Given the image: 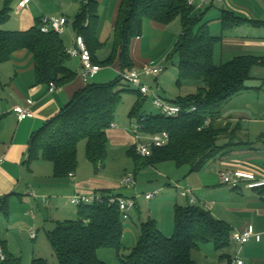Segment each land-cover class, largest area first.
Masks as SVG:
<instances>
[{
	"label": "trees",
	"instance_id": "trees-1",
	"mask_svg": "<svg viewBox=\"0 0 264 264\" xmlns=\"http://www.w3.org/2000/svg\"><path fill=\"white\" fill-rule=\"evenodd\" d=\"M12 2L5 0L0 10V25L10 19ZM188 2L121 0L112 53L100 61L97 56L102 46L97 36L99 2L82 0L72 27L76 34L84 38L94 64L102 67L117 63L121 71L133 68L131 45L135 38L142 36L144 21L148 19L168 25L181 17L182 31L171 52L179 55L178 83L202 80L203 86L196 93L173 100L181 106L182 113L176 118H169L162 114H144L142 106L146 96L139 90L121 88L123 80L120 76L107 83L88 81L32 135L29 164L36 159L49 161L53 164L56 178H67L77 169L78 145L85 140L87 158L97 170L102 168L108 155V130L115 122L124 92L137 95L130 118L141 123L142 133L167 131L170 135V142L166 146L152 148L150 156L138 155L135 144L130 148L135 177L142 169L165 161H173L178 167L188 165L190 173L198 172L209 163L223 160L232 151L235 130L231 129V121L225 118L223 112L235 97L249 88L253 68L260 64V58L238 55L216 64L215 49L223 36L212 34L208 23L197 27L201 18L193 15L194 6ZM220 20L223 30L247 22L260 23L229 10H223ZM40 23L41 17L28 30L0 29V64L10 60L16 51L27 49L33 55L39 82L64 85L76 75L67 66L70 56L65 51V41L55 32L43 33ZM193 107L195 110L191 111ZM222 139L226 141L222 143ZM99 193L104 196L103 202L79 205L78 219L57 221L55 228L48 232L57 264H108L99 256L102 249L115 250L123 264H198L192 253L201 244L213 243L216 250L231 245L233 228L228 222L215 217L201 205H175L174 231L170 237L159 229L155 220L149 219L142 223L138 241L131 252L121 258L120 252L125 248V219L119 206L109 203V196L114 194L108 189ZM7 197H4L5 202L0 207L2 211L6 210ZM220 257L225 258L226 254ZM0 264H21V260L7 255V259ZM32 264L49 263L43 258H34Z\"/></svg>",
	"mask_w": 264,
	"mask_h": 264
},
{
	"label": "crops",
	"instance_id": "crops-1",
	"mask_svg": "<svg viewBox=\"0 0 264 264\" xmlns=\"http://www.w3.org/2000/svg\"><path fill=\"white\" fill-rule=\"evenodd\" d=\"M97 1L99 2L100 14L97 36L102 42V48L105 45L103 34H105L106 27L115 34V24L121 0ZM211 1L210 5L212 6L214 0ZM17 2L18 0L14 4L12 3L15 7L14 11L18 15L25 13L19 20L20 28L22 30H28L36 24L38 17L34 18L29 14L31 5L23 10H18L16 8ZM232 3L236 8L245 12L244 18L258 20L260 23L253 24L247 22L243 25L230 28L222 33L224 35L220 43L222 46H228L229 56L230 54H233L234 57L238 55H254L260 58V64L253 68L252 78L248 84L249 88L231 101L232 106L233 103H236V110H232V113L229 115L231 121L230 127L232 130H235V142L232 146V151L223 160L215 164L221 166L219 173L223 170L243 168L254 171L258 176L264 177V0H232ZM44 15L46 14L42 13L39 18ZM238 16L242 17V15ZM147 21H150L151 24H147ZM143 27L144 32L142 36L135 38L131 45V56L135 64L133 68L153 62L144 49L146 46V38L163 37L167 26L146 19ZM71 29L74 31L73 28ZM65 35L66 38L62 35L65 41V47L70 46L72 44V38L69 33ZM101 48L98 50L97 56L100 61H103L111 55L113 47L110 54L105 57L99 56ZM171 49L170 47L167 48L162 56L163 60L167 59ZM70 59L76 62L73 63L69 61ZM69 60L67 61V66L76 73L75 77L72 81L64 85L54 83V90H51L50 83L39 82L37 80L34 58L32 53L27 49L16 51L10 60L0 64V157L2 158L0 161V207L5 202L4 197L8 196L5 206L6 210L2 211L0 209V248H2L6 256L11 255L12 250H14L11 239L12 230L14 233V229L23 228L29 219L32 221L28 227L30 236L33 240L37 238V232L35 230L37 228L38 211L40 215H45L46 219L43 221L48 220L47 214H44V209L48 213L50 208H52V210L59 211V215L62 212V216L68 212L72 215V211H68L67 204H65L66 206H61L63 209L59 210L58 207L60 201L66 198L67 194L72 195L77 191H90L94 189L96 192H99L107 188L98 187L100 185L95 187H93L94 185H88L92 180L81 177L80 175L78 176L77 171L73 172L74 175L72 177L56 178L53 175V166L52 168L51 166H46L43 162L46 160L43 159H36L30 164L28 162L29 145L32 135L47 120L55 116L69 102L72 95L88 82L84 81L81 76L82 64L80 58L70 57ZM68 62L72 65L75 64L76 67H71V64L69 65ZM110 66L117 72L121 71L117 63ZM98 74L99 72L91 79L96 78ZM160 75L155 78L157 82ZM91 79L89 81L92 82ZM29 100L31 103L28 102ZM16 106L29 107L33 112V116L19 119L17 113L14 111ZM113 124L115 126L111 127L116 138L120 141L127 138L124 132L117 129V124ZM132 136L131 140L133 139V143L131 145L133 146L136 142L134 135ZM213 164L209 163L208 165L211 166ZM208 165L204 168L208 167ZM41 167H47L49 172L50 170L52 171L50 173L52 175L46 176L48 174H41ZM202 170L190 173L187 178L195 184L196 181L192 177L197 174L200 175L199 173ZM204 175L203 177L199 176L198 180L205 182L207 174ZM222 184L225 187L221 188L223 189L222 194L227 199L221 201L219 205L214 204L213 206L211 204L209 210L215 217L223 219L231 225L233 228L232 234L236 231H242L248 226H251L256 233L260 234L261 239L259 241L252 238V242L247 244L248 246L246 244H240V252L249 256V259H253L254 264L264 262V188L253 190V192L250 191L249 194H246V191L248 192L252 189L242 187L235 189L224 184L222 181L218 188ZM191 186L193 185L191 184ZM203 186L202 189L199 187L198 189L195 188V190H192L193 196L195 195L194 191H203V189L208 187L207 185ZM68 190L70 191L69 193ZM235 194H241L247 200L244 202L236 200L238 196H235ZM155 196L153 198L157 197ZM188 203L190 204L189 199ZM241 211L247 213V217H237V213ZM57 221L60 220L55 219L53 224L55 225ZM32 232L36 233L34 238L31 235ZM162 232H167L168 235L171 234L173 232L172 226L169 225L168 229H164ZM236 258H240L243 260V264H246L241 254H236ZM235 259L231 255L226 254L225 258H219V262L221 264H236L234 263Z\"/></svg>",
	"mask_w": 264,
	"mask_h": 264
},
{
	"label": "rangeland",
	"instance_id": "rangeland-1",
	"mask_svg": "<svg viewBox=\"0 0 264 264\" xmlns=\"http://www.w3.org/2000/svg\"><path fill=\"white\" fill-rule=\"evenodd\" d=\"M16 2V0H13ZM194 13L195 17H200L197 27L204 23H209L210 31L214 35H222V33L226 30H223L221 24V16L223 10H229L234 12L236 15H242L245 17V12L241 11L239 8L232 3V0H223L220 2L219 0H214V4L211 6L210 4H206L202 9L198 8V4L200 0H194ZM5 0H0V10L3 7ZM14 2H12L14 4ZM12 4L11 17L10 19L3 25H0V29L2 30H22L20 28V18L24 16L18 15L14 11V6ZM82 4V0H36L31 3V11L30 15L32 17H38L45 13L46 15H61L64 14L68 17L70 21V28L72 27L73 20L77 13L80 10V6ZM45 5V6H43ZM244 15V16H243ZM42 17V16H41ZM107 24V23H106ZM147 24H151L150 21H147ZM146 24V25H147ZM208 25V26H209ZM108 26V25H107ZM165 33L161 38H146V46L144 47L145 51L148 53V56L153 60L154 63H161L164 66V70L158 78V82L154 78H150L146 80V84L152 88L150 94L145 97L144 104L142 106V112L144 114H161V111L158 107L154 106L152 103V99L155 95H159L167 100H176L179 97H184L186 95L196 93L199 87L203 86L202 80H186L183 83H178L179 76V55L176 52H172L171 47L174 45L176 40H178L181 31H182V18L177 17L171 23L166 25ZM144 32V27H143ZM68 34V33H66ZM224 35V34H223ZM222 35V36H223ZM65 38L66 35L64 34ZM105 45L101 48L99 52L100 57L108 56L111 52V49L114 45L115 34L110 31L107 27L105 30V34H103ZM224 46V47H223ZM221 45L218 43L215 49V63L220 64L234 58L233 54L229 56L228 46ZM170 47L169 55L167 59H162V56L166 52L167 48ZM167 54V55H168ZM75 63L76 61L70 59ZM70 65L71 63L68 62ZM71 67L75 68V64ZM120 76V73L115 71L110 65L101 67L99 74L96 78L91 79L92 82H100L107 83L115 80ZM249 84V82H248ZM121 88H131L137 90L135 86H130L125 81H122ZM137 101V95L134 93L124 92L122 95V102L117 109L115 122L117 124V129L124 132L127 138L123 140H118L112 131L111 127L108 132V155L104 162V166L99 167L98 170L95 168L93 163L89 161L86 155V141L83 140L78 145V165H77V173L78 176L86 177L91 179L88 185H94L98 187H107L108 191L115 196L121 195L122 197L127 198H135L137 202V207L134 208L130 214L128 219L124 220V250L120 252V257L124 258L128 255L132 248L136 245L142 223L146 222L149 219L155 220L157 226L161 231L164 229H168L169 225L172 226L174 231V207L175 205L185 206L188 205V199L181 195V191L183 188H190L191 190L198 189L203 185H207L208 189H203V191L196 190L194 191L197 204L201 205L207 209H210V205L217 204L219 205L221 201L227 199L223 194L220 181V173L219 169L221 166L219 165H208V167L204 168L200 175H194L192 178L195 180V184L187 178L190 174V167L188 165H184L178 167L173 161H165L161 162L155 166H150L145 169H142L137 176L135 177L134 169V158L129 154L130 148H132L133 139L131 140V136L134 135L132 128L138 126L137 119L130 118V112ZM232 110H236V103L230 102L228 106L225 108L223 114L225 118L230 119V113ZM133 137V136H132ZM135 138V135H134ZM225 140L222 139L221 142ZM135 142H138L135 138ZM144 142H149L148 139L144 138ZM46 166H53V164L49 161H43ZM41 174H48L46 176L52 175V171L47 170V167H41ZM75 171V172H76ZM126 174H132L135 178V185L132 186H122V178ZM202 174V175H201ZM207 174L206 181L198 180L199 176H205ZM205 183V184H204ZM191 184L193 186H191ZM36 185V184H35ZM178 185V186H177ZM190 185V187H189ZM204 187V186H203ZM70 190V189H69ZM68 190V193L70 192ZM157 192V197L153 199H146L145 195L152 192ZM253 192V190L246 191V194ZM94 190H82L77 191L74 194H67L66 198L62 199L59 203V210L63 209L65 204H67L68 211H72L71 213H65L63 216V212L59 215V211L52 210L50 208L49 213L46 209H44V214L46 213L48 216V220L45 215H40L38 211V219L36 221V232L37 238L32 239L30 233L28 231L29 225H31L32 221L29 219L26 226L23 228L12 230V243L13 249L11 255L15 258H19L21 260V264H32L34 257L43 258L49 264H57L58 259L56 254L50 244L48 238V232L55 228L53 221L55 219H59L60 221L64 220H75L78 219V206L73 205L70 202V197L75 194H88L94 195ZM236 200L246 201L247 199L241 194H235ZM250 200V199H249ZM202 201V202H201ZM66 206V205H65ZM237 217H247V213L243 211L237 213ZM54 219V220H53ZM163 229V230H162ZM166 236L170 237L171 234H167L164 232ZM252 240V239H251ZM246 243L250 244L252 241ZM244 247V246H243ZM241 251L240 243L232 239V244L222 250H216L214 248L213 243H204L200 245L199 249L193 250V258L197 261L198 264H221L219 262V258L223 254H229L234 259L236 254H241L245 259L246 264H254L253 259H249V256H246ZM99 256L106 260L109 264H123L119 259L117 253L113 249H102L99 251ZM0 259V263H1Z\"/></svg>",
	"mask_w": 264,
	"mask_h": 264
},
{
	"label": "built area",
	"instance_id": "built-area-1",
	"mask_svg": "<svg viewBox=\"0 0 264 264\" xmlns=\"http://www.w3.org/2000/svg\"><path fill=\"white\" fill-rule=\"evenodd\" d=\"M36 0H18L16 8L18 10H23L28 8L32 2ZM222 2L223 0H219ZM211 0H200L198 8L202 9L206 4H210ZM189 5H193L195 1L189 0ZM40 30L43 33L55 32L60 36L69 33L72 38V44L65 47L66 53L70 57H78L81 60L82 71L81 76L84 81H89L93 78L100 70V66L96 65L92 61L91 52L81 35L76 34L69 24V20L66 16H54V15H44L41 17ZM164 70V66L161 63L149 62L145 63L141 67H135L131 69H126L120 71V77L123 81L128 83L130 86H135L144 96H148L152 90L150 86L146 84V80L150 78H157ZM51 90L55 89L54 82H50ZM31 103V101H28ZM154 106L158 107L161 111V114L165 117L176 118L182 113V108L179 104L169 101L159 95H155L152 99ZM195 107L191 109L194 111ZM14 111L17 113L19 119H25L27 117L33 116V112L29 107L16 106ZM144 120V118H142ZM205 123L208 124L209 120L206 119ZM112 127L115 124H111ZM142 125L138 123L137 127H133L132 131L135 135V138L138 142L135 143L136 153L140 156L146 157L150 156L152 153V148L154 147H163L170 142V135L167 131H163L157 134L144 135L141 132ZM144 138L148 139L149 142H144ZM2 158L0 157V161ZM73 172L69 173V176L72 177ZM220 179L224 184L229 185L232 188H245L258 190L264 188V177L258 176L254 171L246 170L243 168H233L229 170H223L220 172ZM122 186H132L135 185V178L132 174H126L122 178ZM178 186V185H177ZM157 194V191L148 193L145 195L147 199L153 198ZM181 195L189 199L190 204L196 203V199L193 196V192L189 188H183ZM110 204H117L120 211L123 214L124 219L130 217V212L136 207L137 202L135 198H127L122 196L111 195L108 198ZM46 201V199H44ZM104 196L95 192L94 195L88 194H75L70 197V202L73 205H83V204H93L96 202H103ZM32 237L36 236L35 232H32ZM252 238H255L257 241L261 239V235L256 233L255 230L248 226L242 231H236L232 234V239L237 240L240 244H246ZM0 259L4 261L7 259L6 254L0 248ZM236 264H243V260L236 258L234 260ZM264 264V262L260 263Z\"/></svg>",
	"mask_w": 264,
	"mask_h": 264
}]
</instances>
